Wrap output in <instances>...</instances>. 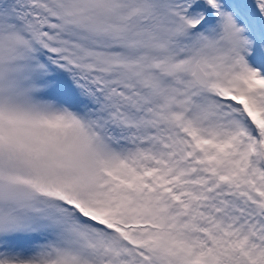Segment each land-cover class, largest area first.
<instances>
[{"label":"snow or ice","instance_id":"1","mask_svg":"<svg viewBox=\"0 0 264 264\" xmlns=\"http://www.w3.org/2000/svg\"><path fill=\"white\" fill-rule=\"evenodd\" d=\"M0 264H264V0H0Z\"/></svg>","mask_w":264,"mask_h":264}]
</instances>
